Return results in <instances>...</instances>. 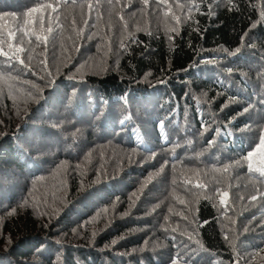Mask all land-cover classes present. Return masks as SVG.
Here are the masks:
<instances>
[{"label": "trees", "instance_id": "trees-1", "mask_svg": "<svg viewBox=\"0 0 264 264\" xmlns=\"http://www.w3.org/2000/svg\"><path fill=\"white\" fill-rule=\"evenodd\" d=\"M4 12L0 264H264V0Z\"/></svg>", "mask_w": 264, "mask_h": 264}, {"label": "snow or ice", "instance_id": "snow-or-ice-1", "mask_svg": "<svg viewBox=\"0 0 264 264\" xmlns=\"http://www.w3.org/2000/svg\"><path fill=\"white\" fill-rule=\"evenodd\" d=\"M145 3H147V0H145ZM46 7L51 8L52 6H51V5H47ZM54 10H55V9H53V11H54ZM31 11H32V12H35V11H38V9H32ZM9 15H10V13H8V12H4L2 15H0V19H4V17L9 16ZM28 15H31V12H29ZM41 23H42V19H41ZM49 31H51V29H49ZM9 35H12V33H9ZM26 35H27V33H26ZM36 39H37L38 42H44V43L47 42V37H41V36L38 35V36L36 37ZM21 51H22V49L19 48V47H17V48L14 50V54L11 55V56H9V58H10V59H12V58L19 59L18 54H19ZM237 51H239V49H237ZM0 54H3V55H9V53H4L2 49H0ZM20 62L23 63L22 60H21ZM45 70H46V68H45ZM226 106H227V104L223 105L222 107H226ZM246 110H247V109H244V111H246ZM202 127H203V125H202ZM262 150H264V137H262V138L260 139V141H259V146L256 148V152H261ZM256 152H249V154H248V156H247V159H248V160H251L252 157L256 154ZM249 168H251V165H249ZM225 170H227V169H225ZM257 170L260 171L262 175H264V168H262V169H257ZM223 197H224V199L221 200V203H226V202H227L228 193H227V192H224V193H223ZM251 199H252V200H256V199H257V196H256V195H253V196L251 197ZM114 243H115V241H114ZM261 251H264V249H261ZM254 258H255V256L252 257V259H254ZM236 264H239V261H238V260L236 261ZM249 264H251V261H249Z\"/></svg>", "mask_w": 264, "mask_h": 264}]
</instances>
